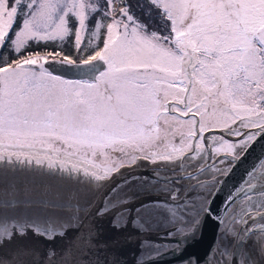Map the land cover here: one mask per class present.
I'll return each instance as SVG.
<instances>
[{
  "label": "snow or ice",
  "instance_id": "1",
  "mask_svg": "<svg viewBox=\"0 0 264 264\" xmlns=\"http://www.w3.org/2000/svg\"><path fill=\"white\" fill-rule=\"evenodd\" d=\"M260 135L264 0H0V165L104 180Z\"/></svg>",
  "mask_w": 264,
  "mask_h": 264
},
{
  "label": "water",
  "instance_id": "2",
  "mask_svg": "<svg viewBox=\"0 0 264 264\" xmlns=\"http://www.w3.org/2000/svg\"><path fill=\"white\" fill-rule=\"evenodd\" d=\"M241 153L220 155L231 160L224 174L189 185L148 166L98 180L46 163L0 165V200L16 202L0 211V261L258 264L243 246L253 229L251 214L232 237L219 232L229 207L260 190L253 179L264 159V135Z\"/></svg>",
  "mask_w": 264,
  "mask_h": 264
},
{
  "label": "flooded vegetation",
  "instance_id": "3",
  "mask_svg": "<svg viewBox=\"0 0 264 264\" xmlns=\"http://www.w3.org/2000/svg\"><path fill=\"white\" fill-rule=\"evenodd\" d=\"M202 153L203 156L201 155V152H198V156L201 155V159L199 158L200 160H196V158L193 157L195 156V152L190 151L183 157L172 160L171 162H166L164 164L162 163L163 161H158L156 164H151L147 160L139 159L131 167L121 168L118 173L132 167L148 166L166 173L165 176L175 184L189 185L195 181L205 180L212 176V174H209L207 169L204 170L205 167H201L203 169L201 171L199 170L201 169L200 166H202L208 158V164L213 162L211 160L214 158V155H212L211 152L209 156V152L206 149H204ZM217 156L220 157V155ZM194 170L199 172L193 173L192 175H186L187 173H190ZM257 175L258 176L254 177L253 180L260 190L258 189L257 191L244 196L243 199H245V202L249 203V205L246 206L247 208H243L244 211H237L239 212V215L231 217L228 221L225 218L230 210L227 211V215L225 214L219 229L224 232L225 235H228V232H230L232 228H234L236 231V229H238L240 226L241 223H237V221H242L244 216L251 214L253 229L251 233L245 238L243 246L248 249L258 264H264V159L258 169ZM241 204L242 203H240V205Z\"/></svg>",
  "mask_w": 264,
  "mask_h": 264
},
{
  "label": "rangeland",
  "instance_id": "4",
  "mask_svg": "<svg viewBox=\"0 0 264 264\" xmlns=\"http://www.w3.org/2000/svg\"><path fill=\"white\" fill-rule=\"evenodd\" d=\"M225 135H227L228 136V134L227 133H225ZM205 144L207 145V148L209 147V156H210V153L212 152V155H214V158L211 160V161H213V162H211L210 164H207V161H209V158L206 160V166H205V168H204V170H206L207 169V171L209 172V174H212V176H210L208 179H213V178H215V177H217L218 175H221V174H224L225 172H226V170L228 169V167L230 166V164H231V160L229 159V158H226V157H224V158H222V157H218L217 156V154L214 152V149H213V145H212V143H211V137L209 136V137H207V139L205 140ZM245 148V147H244ZM243 148V149H244ZM206 149V148H205ZM243 149H241V148H237V150H236V152H237V155L236 156H238L241 152H242V150ZM193 152H195V151H193ZM203 152V151H202ZM201 152V155L203 154ZM201 155L200 156H198V152H195V156H193L194 158H196V160L197 159H201ZM203 156V155H202ZM231 156V155H230ZM233 157V156H232ZM235 157V156H234ZM199 159V160H200ZM221 161H223V164H221ZM263 161V160H262ZM149 162V161H148ZM162 162V161H161ZM166 162H171V161H163L162 163L164 164V163H166ZM151 163V162H150ZM262 163V162H261ZM151 164H156V162L155 163H151ZM203 168H201L199 171H201ZM259 169V168H258ZM258 169H257V172H258ZM199 171H197L196 173H198ZM256 172V173H257ZM164 175L166 174V173H163ZM258 176V175H257ZM205 180H207V179H205ZM244 197H241L240 199L241 200H237L236 201V203L235 204H232L230 207H229V209H228V215L226 216V220L228 221V220H230V218L231 217H233V216H235V215H239V212H237V211H239V210H242V211H244V209L243 208H247L246 206H248L249 205V203H246L245 202V199H243ZM240 203H242L241 205H240ZM237 230V229H236ZM221 230L219 229V232H220ZM235 232V230H234V228H232V230L230 231V232H228V235H225L227 238H230V237H232V234ZM225 234V233H224Z\"/></svg>",
  "mask_w": 264,
  "mask_h": 264
},
{
  "label": "bare ground",
  "instance_id": "5",
  "mask_svg": "<svg viewBox=\"0 0 264 264\" xmlns=\"http://www.w3.org/2000/svg\"><path fill=\"white\" fill-rule=\"evenodd\" d=\"M228 157H232V156H230V155H227ZM201 168V167H200ZM246 196V195H245ZM244 197V196H243ZM240 199V198H239ZM238 199V200H239ZM223 221V220H222ZM221 224H222V222L220 223V225H219V227L221 226Z\"/></svg>",
  "mask_w": 264,
  "mask_h": 264
}]
</instances>
